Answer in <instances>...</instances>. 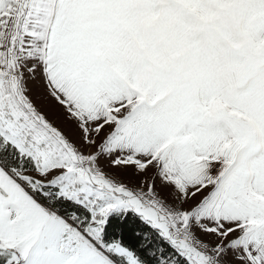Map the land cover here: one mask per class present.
<instances>
[{
    "label": "snow or ice",
    "instance_id": "obj_1",
    "mask_svg": "<svg viewBox=\"0 0 264 264\" xmlns=\"http://www.w3.org/2000/svg\"><path fill=\"white\" fill-rule=\"evenodd\" d=\"M0 264H264V0H0Z\"/></svg>",
    "mask_w": 264,
    "mask_h": 264
}]
</instances>
